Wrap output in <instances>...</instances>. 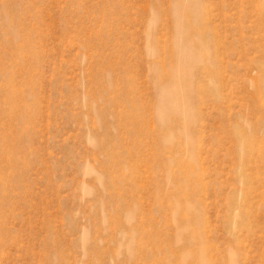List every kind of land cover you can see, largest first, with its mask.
<instances>
[{
    "label": "rangeland",
    "instance_id": "1",
    "mask_svg": "<svg viewBox=\"0 0 264 264\" xmlns=\"http://www.w3.org/2000/svg\"><path fill=\"white\" fill-rule=\"evenodd\" d=\"M0 264H264V0H0Z\"/></svg>",
    "mask_w": 264,
    "mask_h": 264
},
{
    "label": "bare ground",
    "instance_id": "2",
    "mask_svg": "<svg viewBox=\"0 0 264 264\" xmlns=\"http://www.w3.org/2000/svg\"><path fill=\"white\" fill-rule=\"evenodd\" d=\"M168 92H169V91H168ZM169 96H170V95H169ZM173 96H176V98L182 100V103H181V105H182V106H181V109L185 112V108H184L185 106H184V104L187 103L188 95L176 91V92H174V94L172 95V97H173ZM184 112H182V111L177 112V111H176V114L180 116V114H183ZM184 129H185V128H184ZM185 137H186V135H185ZM241 149H242V146H241Z\"/></svg>",
    "mask_w": 264,
    "mask_h": 264
}]
</instances>
